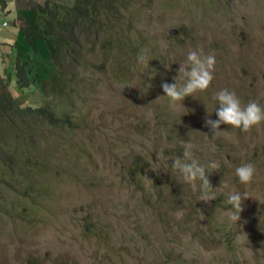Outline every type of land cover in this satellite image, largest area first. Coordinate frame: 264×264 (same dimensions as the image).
<instances>
[{"label":"rangeland","instance_id":"rangeland-1","mask_svg":"<svg viewBox=\"0 0 264 264\" xmlns=\"http://www.w3.org/2000/svg\"><path fill=\"white\" fill-rule=\"evenodd\" d=\"M46 1L74 2L0 0V88L19 107L44 104L40 84L55 70L32 21ZM109 5L111 26L97 16V33L77 36L87 53L64 66L79 80L72 104L58 105L68 122L55 127V110L24 145L22 120L0 117V264H264V122L222 124L217 137L205 123L218 119L223 89L264 107V0ZM199 49L216 58L210 88L171 101L162 83L182 85L179 67ZM15 57L27 87L15 83ZM186 143L218 165L213 201L172 167ZM247 163L256 174L242 184L236 168ZM233 192L248 196L237 222Z\"/></svg>","mask_w":264,"mask_h":264},{"label":"trees","instance_id":"trees-1","mask_svg":"<svg viewBox=\"0 0 264 264\" xmlns=\"http://www.w3.org/2000/svg\"><path fill=\"white\" fill-rule=\"evenodd\" d=\"M116 1L74 0L72 6L46 1L32 10L33 26L39 39L47 44L49 63L55 70L40 84L45 100L40 106L19 107L5 89L0 92V117L7 118L8 122L15 116L22 120L23 130L26 132L25 138L21 141L22 144L33 143L38 121L50 119L55 110H58L59 114L52 119L55 127L68 122L65 114L61 116L58 105L64 101L72 104L70 94L74 93V86L79 80H75V73L65 71L64 66L68 62L77 66L80 59L87 53L88 50H85L77 41V36L86 29H90L91 35L97 33L98 26L95 21L97 16L104 18L110 25L109 4ZM111 42V38H107L98 47V51L105 49L102 56H105L111 48ZM16 60L18 62V58L15 57L13 64L15 83L20 88L27 87L28 80L24 77V73L22 74L21 68L15 65ZM47 124L50 125V122ZM45 146L50 147V145Z\"/></svg>","mask_w":264,"mask_h":264},{"label":"clouds","instance_id":"clouds-1","mask_svg":"<svg viewBox=\"0 0 264 264\" xmlns=\"http://www.w3.org/2000/svg\"><path fill=\"white\" fill-rule=\"evenodd\" d=\"M215 65L216 58L213 54H204L203 49L190 51L185 62L179 67V72L183 73L185 78L184 83L182 85L162 83L161 87L165 96L173 102H183L186 97H194L195 93L208 90L214 80ZM214 99L218 102V108L215 110L218 119L205 121L211 128L213 137L221 134L222 124L248 132L252 127L264 122V107L257 101H249L246 105H242L236 93L228 89L218 91ZM172 167L180 172L185 182L200 181L201 190L208 193L203 201H213L217 198L215 189L208 179V173L211 172L209 169L217 170L218 165L215 162H210L207 168L202 165L198 159L194 158L190 143L185 144L183 157H177ZM255 174L256 168L252 163L236 168V175L242 184H250ZM247 197L246 193L242 195L239 192L228 195V203L233 209L230 219L233 222L240 220V213L243 211L241 202Z\"/></svg>","mask_w":264,"mask_h":264},{"label":"built area","instance_id":"built-area-1","mask_svg":"<svg viewBox=\"0 0 264 264\" xmlns=\"http://www.w3.org/2000/svg\"><path fill=\"white\" fill-rule=\"evenodd\" d=\"M6 25V22H2V26H5Z\"/></svg>","mask_w":264,"mask_h":264},{"label":"crops","instance_id":"crops-1","mask_svg":"<svg viewBox=\"0 0 264 264\" xmlns=\"http://www.w3.org/2000/svg\"><path fill=\"white\" fill-rule=\"evenodd\" d=\"M5 7V6H4ZM3 22V21H2ZM2 22H1V24H2ZM12 62H13V60H12ZM0 91H1V88H0Z\"/></svg>","mask_w":264,"mask_h":264}]
</instances>
